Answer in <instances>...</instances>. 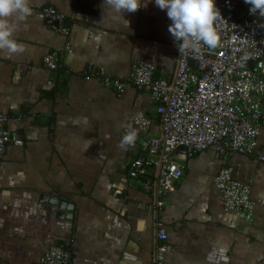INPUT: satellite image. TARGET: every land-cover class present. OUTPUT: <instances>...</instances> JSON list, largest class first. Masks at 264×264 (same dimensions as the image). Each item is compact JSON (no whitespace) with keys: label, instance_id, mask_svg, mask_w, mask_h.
Here are the masks:
<instances>
[{"label":"crops","instance_id":"0c3cea01","mask_svg":"<svg viewBox=\"0 0 264 264\" xmlns=\"http://www.w3.org/2000/svg\"><path fill=\"white\" fill-rule=\"evenodd\" d=\"M225 1L226 17L250 14L245 0ZM141 5L122 17L104 0H30L33 14L12 18L14 39L25 50L0 51V111L23 145H8L0 161V264H43L53 243L70 248L72 264H153L154 198L126 171L145 153L146 136L160 131L155 103L133 86L116 96L86 78L89 68L125 77L142 61L155 67V77L173 80L180 42L168 31L167 10L155 0ZM49 6L65 15L67 35L44 17ZM52 51L61 54L54 71L42 64ZM140 113L146 120L141 128L135 122ZM129 129L137 132L135 143L121 147ZM259 156L264 127L250 156L220 155L215 147L190 158L176 152L183 176L159 213L173 250L167 264H264ZM223 167L249 187L252 222L225 211L214 183ZM43 196L71 207L70 219Z\"/></svg>","mask_w":264,"mask_h":264},{"label":"built area","instance_id":"2783aa9c","mask_svg":"<svg viewBox=\"0 0 264 264\" xmlns=\"http://www.w3.org/2000/svg\"><path fill=\"white\" fill-rule=\"evenodd\" d=\"M215 3L222 17L215 24L218 46L209 49L200 45L182 54L178 50L172 81L155 77V67L142 61L136 62L125 77H113L103 69L89 68L86 73L87 79L96 78L116 96L133 86L155 103L160 131L146 136L145 153L133 158L126 171L128 180L154 198L153 264H167L166 258L173 251L159 213L183 176L184 166L176 152L182 149L190 158L215 147L220 155L250 156L264 127V17L256 13L255 18L248 14L231 19L225 15L226 1ZM43 15L58 24L57 32L69 33L63 25L64 14L49 6ZM60 60L61 54L52 51L44 55L42 64L54 71ZM190 61H195L196 67ZM135 122L141 128L146 120L140 113ZM8 145L22 146L23 141L7 127V117L0 111V161ZM258 158L264 162V156ZM214 183L224 199L225 211L252 222L254 206L249 187L234 181L226 167L220 169ZM43 264H72L70 248L53 243Z\"/></svg>","mask_w":264,"mask_h":264},{"label":"clouds","instance_id":"9594fccd","mask_svg":"<svg viewBox=\"0 0 264 264\" xmlns=\"http://www.w3.org/2000/svg\"><path fill=\"white\" fill-rule=\"evenodd\" d=\"M245 3L250 5V14L259 13L264 17V0H245ZM104 5L122 17L125 12L134 13L142 6L141 0H104ZM155 5L167 10L171 21L168 31L176 43L180 42L177 45L181 54L187 49H198L200 45L209 49L218 46L220 37L215 24L222 17L215 0H155ZM32 14L30 0H0V51L12 55L25 50V45L14 39L16 24L12 18L24 21ZM136 138L137 132L129 129L123 135L120 146H132Z\"/></svg>","mask_w":264,"mask_h":264},{"label":"water","instance_id":"95a60500","mask_svg":"<svg viewBox=\"0 0 264 264\" xmlns=\"http://www.w3.org/2000/svg\"><path fill=\"white\" fill-rule=\"evenodd\" d=\"M189 64L191 66L196 67V62L195 61H190ZM43 198H44L45 201L49 202V204H53V205H57L58 206V208L60 210V213H61L60 214L61 217L70 219L72 209L65 202L59 201V200L54 199V198H49V196H43Z\"/></svg>","mask_w":264,"mask_h":264}]
</instances>
